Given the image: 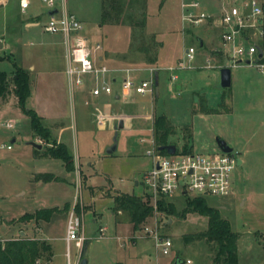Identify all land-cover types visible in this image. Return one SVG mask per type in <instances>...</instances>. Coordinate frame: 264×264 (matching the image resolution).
I'll list each match as a JSON object with an SVG mask.
<instances>
[{"label": "rangeland", "instance_id": "rangeland-1", "mask_svg": "<svg viewBox=\"0 0 264 264\" xmlns=\"http://www.w3.org/2000/svg\"><path fill=\"white\" fill-rule=\"evenodd\" d=\"M77 1L88 13L96 10L97 0ZM230 1L201 0L197 10L206 9L214 14V18L187 26H183L182 0H119L115 6L107 3V7H112L113 18L121 15L119 21L113 18L109 21H124L107 26L110 40L118 48L116 54L120 56L115 61L131 68L120 73L129 75L136 82L144 78L156 79L158 73V92L156 89L141 93L132 90L120 99L113 96L108 100L91 99L88 92L90 78L86 76L84 84L74 86L73 95L75 101L88 99V102L84 101L81 108L76 107L73 111L67 82L63 113L51 119L57 128L60 123L64 126L62 139L73 154L76 165L73 169H67L60 158L32 154L33 146L27 143L31 130L29 117L19 104L0 111V235L3 238L18 232V223L26 225L29 235L46 238L52 244L51 260H42V263L66 264L65 223L73 208L82 215L86 238L81 247L71 241L73 260L84 255L88 258L87 264H175L181 253L185 260L179 264H212L213 253L205 240L187 242L183 238L185 233L208 227L207 216L197 212L168 218L166 213L157 214L160 233L170 235L174 240L170 252L165 253L145 226L136 228L125 215H120L118 221L112 208V192L116 190L137 194L149 192L144 183V172L153 162L147 153L152 145L149 139L153 136V128L149 118L137 115L149 112L155 117L158 113H166L176 124L177 131L171 139L177 140L179 151L187 141L182 127L191 124V151L220 150L217 139L220 137L233 146V153L243 157L244 161L233 170V191L226 195H206L239 231V264H264V69L246 61L234 64L229 57L228 45H222L216 19L222 5ZM42 4L47 7L44 1ZM14 13L12 2L7 6L0 4V42L4 38L15 52L9 59L0 56V69L7 72L13 67L12 59L22 58L23 52L26 57L31 56L32 47L37 46L36 38H32V43L26 44L25 49L15 43L17 28L9 18ZM127 22L134 25L135 31ZM36 30L40 32L39 25ZM192 44L197 48L195 56L186 57V66H179L186 48ZM5 52L9 49L0 46V55ZM225 64L231 66L232 84L221 87L220 68ZM31 73L35 77V89L42 92L46 88L45 73ZM201 103L220 110L206 111L200 107ZM26 105H30L29 100ZM120 108L128 114L135 113L134 119L144 123L145 128H137L136 122L131 124L129 117L121 127L115 126L119 120L115 123L109 117L100 124L95 118L94 110L116 111ZM8 119H13L11 126L6 125ZM14 133L17 138L11 140ZM32 133L39 138L33 141L47 145L33 129ZM115 136L118 147L108 154L107 148ZM140 136L146 139L139 141ZM45 169H51L63 178L45 182L32 178L34 172ZM185 194L193 195L194 192L179 191L172 196L181 208ZM55 205L62 207L61 210H54L38 225L33 219H19L21 213L35 207ZM147 222L153 227L154 216ZM101 226L105 227L104 232L100 230ZM189 258L191 262L186 261Z\"/></svg>", "mask_w": 264, "mask_h": 264}, {"label": "built area", "instance_id": "built-area-1", "mask_svg": "<svg viewBox=\"0 0 264 264\" xmlns=\"http://www.w3.org/2000/svg\"><path fill=\"white\" fill-rule=\"evenodd\" d=\"M6 0H0L4 3ZM52 12L42 23V28L48 32H61L67 47L66 73L71 85L84 84L90 78L92 83L91 92L99 94L112 91V84L107 81L105 75L115 68L96 60L95 48L101 47L100 42L93 45L92 40L87 36L82 28L84 22L73 11L70 12L65 7V0H43ZM224 1V0H223ZM29 4V0H20L21 9L24 11ZM201 0H182L183 26L197 25L205 20L214 18V14L206 9L198 11ZM219 17L216 19L220 26V40L222 45H228L229 57L234 64L239 59L246 61L251 59L261 69H264V51L262 56H258L260 45L259 40L264 32V0H231L228 4H223ZM186 25V26H187ZM218 50L223 48L216 47ZM195 45L186 48L185 56L179 62V66H186V57L193 58L196 52ZM174 67V66H173ZM171 67V68H173ZM154 71V68H152ZM177 77L176 74H173ZM123 88L145 92L155 90V78H144L136 82L132 77L126 75L123 80ZM12 122L7 121L6 125L11 126ZM146 137L142 136L141 140ZM152 143L147 149V153L152 156V166L144 172V183L152 196L156 206L158 197L161 194L174 196L177 192H194V194H224L233 191L232 181L234 169L238 164V155L233 150H217L204 153L201 151H179L170 153L163 152L157 147L154 135L149 139ZM10 147V144H7ZM157 207V206H156ZM154 216V226L145 222V228L156 239V244L163 252H170L174 245V240L170 235L160 233L157 214ZM66 230L64 239L66 242V264H80V256L71 258V241L78 247L83 246L85 238L83 218L75 209L71 208L66 219ZM104 226L100 230L104 232ZM0 235V241H3ZM40 264L41 260H38ZM191 262L192 259L186 260Z\"/></svg>", "mask_w": 264, "mask_h": 264}, {"label": "crops", "instance_id": "crops-1", "mask_svg": "<svg viewBox=\"0 0 264 264\" xmlns=\"http://www.w3.org/2000/svg\"><path fill=\"white\" fill-rule=\"evenodd\" d=\"M8 2H12V6L15 7V13L9 16V18L11 19V21L15 23V26L17 28V33L15 36L17 40H15V43H20L21 48L25 49L26 44L32 43V38H36L37 46L32 47L31 56H29L28 54L27 55L28 57H26L25 52H23L22 58H19L18 60L12 59L11 61H12L13 67L10 69L9 72L7 71L6 72L8 73V75H10L13 72L14 67L16 65H19L28 70L29 80H30V92L27 95L26 102L27 100H29L30 102L29 106L34 108L39 114H41V116L43 117L44 124L50 129L51 136L55 139L56 143L63 141L62 133L64 130V126L62 125V123H60V126L57 128L56 124H53V121H52L53 119L51 118L59 117V115L63 113L62 112L64 108L63 103H64V99L66 98L65 89H66L67 82H68V88L70 91V95L72 96L71 99L73 100V105H72L73 111H75L76 107L81 108L84 101H86V103L88 102V99H84V101H75V98L73 95L74 86L82 85V84L71 85L70 80L68 79V76L66 73L67 47L65 46V43L63 40V34L58 31L48 32L42 28L43 21L48 18L49 13L51 11L50 8L42 4L43 0H29V4L26 6L24 11L21 9L20 0H6L4 3H0V4L2 6H7ZM103 3H104V0L95 1L94 6L96 7V10L90 13H88L86 9L84 8V6L77 0H65V7L68 11L70 12L73 11L75 14L78 15V17L82 19V21L84 22L82 30L87 36L91 38L93 45L96 46L97 42H100V44L102 45L101 47L95 48L97 62L105 63L115 68L114 71L108 72V74L105 75V78L107 79V81H109L112 84L113 89L111 92L109 93L101 92L99 94H94L93 92H91L92 83L91 81H89L90 83L88 84V92L91 94V99L103 98L104 100H108L112 96L116 99H120L122 98L123 95H129L130 92L132 91L131 89L123 88V80L127 74H124V75L122 74L124 73V71H129L131 68L125 67V66L123 67L115 61L116 58L118 59V57L120 56L116 54V52L118 51L117 50L118 48L115 45V42L110 40L109 29L107 26L111 27V25H114V24H123L124 21L123 22L122 21L112 22L109 20L104 21L103 13H102ZM38 25L40 26V32H37L36 30V26ZM127 25L130 28H132V30L134 29L133 31H135L134 25L132 23L127 22ZM130 36L132 37V33ZM198 37L200 41L202 42V44H205L204 39L200 34H198ZM0 46H4L7 50L9 49V52H5L3 55H0L2 57H6L7 59H9L11 58V55L15 53L14 48L11 47L10 42L6 43L4 38L1 40ZM239 62L240 61H238V63ZM31 71L34 73L36 71V75H37V71L39 73H42V72L45 73L44 80H45L46 88L43 89L42 92L41 90L37 91L35 89L34 87L36 84L34 80L35 77H32ZM9 81H10V85H9L8 92L0 96V111H2L4 108L10 107V105H14L16 103L18 104L16 94L14 93V90H13L14 82L11 79ZM57 88L59 89V92H57ZM94 115L100 124H103L104 121L108 119L109 117L112 118L115 121V123L117 120H119V123L115 125L117 127L119 126L121 127L123 125V122L126 121L127 117H129L131 124H134V122H136V120L134 119L136 117L135 113L128 114L126 111H124L121 108L116 111L115 110L104 111L101 109L98 112L94 110ZM142 116L149 118L151 120L152 128H154V125H153L154 117H152V113L142 112V114L137 115V117H142ZM49 119L51 120V122L49 121ZM7 121L12 122L13 124V119H8ZM52 124L54 126H52ZM135 126H137V128L139 129L145 128L144 123L136 122ZM30 129H31V126H30ZM28 134H29V137H28L29 139L27 140V143L29 142L33 146L32 154L34 156H38V157L49 156V157L58 158L48 153H45L46 146L52 143L50 139L46 140L47 145H45V143L44 144L41 143L40 144L41 146H37L33 144L32 142H30V140L32 139H35V140L39 139L38 137L33 135L32 129L30 130ZM16 138L17 136L14 133L11 140H14ZM139 141H142L141 136L139 137ZM109 147L110 146H108V148ZM115 149L110 153H113ZM107 153L110 154L108 151ZM241 158H242V161H241L242 163L244 159L243 157ZM74 166H76L75 160H74ZM37 173H42L43 175H51V177L46 178V179H42V178L37 179L35 178V175ZM32 178L34 180L45 182V181H50V180H55V179H61L63 177L62 175L60 176L59 174H56L51 169H45V170H39V171L34 172ZM113 193L114 192H112V194ZM53 207H58V209L56 210H61L62 208L57 205ZM35 208H38V207H35ZM34 209L30 211H33ZM30 211H25V212H30ZM41 220L44 221L45 219H39L37 221L33 219V221L37 225L39 224ZM18 227H19L18 232L14 233V235L11 237H14L18 234H23V233L28 234L29 233V230L26 227V225L23 226L21 225V223H18ZM44 231H45V228H44ZM50 260H51V257H50Z\"/></svg>", "mask_w": 264, "mask_h": 264}, {"label": "trees", "instance_id": "trees-1", "mask_svg": "<svg viewBox=\"0 0 264 264\" xmlns=\"http://www.w3.org/2000/svg\"><path fill=\"white\" fill-rule=\"evenodd\" d=\"M119 0H104L103 3V20H112V7H107V3L115 6V2ZM121 15L118 14L113 18L115 21L120 20ZM264 24V18L262 21ZM259 40V45L264 51V32ZM264 60V57L261 58ZM14 82V93L16 94L18 104L22 111L29 117L31 129L34 133L45 140H51L52 143L47 145L45 153L64 160L68 169L74 168L73 155L63 141L57 142L51 136L50 129L44 124L43 117L34 108L26 105V98L30 92L29 72L26 68L19 65L14 67L13 72L8 75L5 70L0 69V96L6 94L9 90L10 81ZM200 107L207 110H220L218 107H211L206 103H201ZM153 134L157 147L162 144L176 143L177 140L171 139L172 134L177 131L176 124H173L170 117L166 113H158L153 119ZM183 137L187 140L182 151H191L192 142V125L186 124L182 127ZM166 152L165 148H160ZM47 174V173H45ZM51 175H43L37 173L35 178L46 179ZM114 204L113 209L120 220V215H125L136 228L145 226V222L155 214L158 208L160 214H167V218L173 215L186 216L188 213H200L208 218V227L202 230L194 231V233H185L183 238L188 241L195 239H203L208 244L213 253L212 264H239V231L235 230L232 221L222 216L219 206L209 202L207 195L203 193L188 195L182 198L183 207L178 206L177 201L164 194L158 197L156 206L152 200L151 194L147 191L144 194H137L131 191L116 190L113 193ZM56 207L46 206L38 207L33 211L25 212L20 216V220H39L48 219ZM87 243V242H86ZM83 247V254L84 248ZM52 256V244L48 239L33 234H18L14 237L6 238L0 241V264H40L38 260H48ZM182 262L185 257L179 253L176 261Z\"/></svg>", "mask_w": 264, "mask_h": 264}, {"label": "water", "instance_id": "water-1", "mask_svg": "<svg viewBox=\"0 0 264 264\" xmlns=\"http://www.w3.org/2000/svg\"><path fill=\"white\" fill-rule=\"evenodd\" d=\"M52 12V11H50ZM263 54V49L260 47L258 56H262ZM239 61H242V59H239ZM246 62L251 63V59H246ZM231 66L228 64L222 65V67L220 68V74H221V80L219 85L222 86H230L232 84V73H231ZM156 79H155V89L156 92H158V87H159V76L158 74L155 75ZM220 148L222 150H227V151H231L233 150V146H231L228 141L226 139L217 137ZM30 142H32L33 144L37 145V146H41L39 143H36L33 140H30ZM118 145L117 142V136H115L114 142L112 145H110V147L107 149V151L110 153L112 152ZM159 148H165L168 152L170 153H175L177 150V144L176 143H167V144H162L159 146ZM242 158L239 157L238 159V164H241ZM172 218H169V220ZM81 262L80 264H87L88 263V258H86L84 255L81 257ZM179 261H176L175 264H179Z\"/></svg>", "mask_w": 264, "mask_h": 264}]
</instances>
